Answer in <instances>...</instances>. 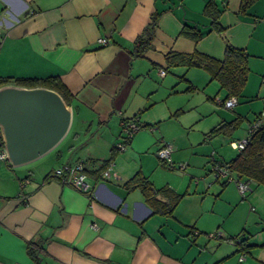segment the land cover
Segmentation results:
<instances>
[{"label":"crops","instance_id":"crops-1","mask_svg":"<svg viewBox=\"0 0 264 264\" xmlns=\"http://www.w3.org/2000/svg\"><path fill=\"white\" fill-rule=\"evenodd\" d=\"M206 1L0 0V76L58 77L73 97L71 123L77 118L67 141L40 157L16 166L0 158V264H34L29 245L41 264H264V185L252 181L240 197L223 178L212 182L207 163L213 143L244 136L252 120L228 134L211 133L246 110H197L198 89L205 102L224 99L225 90L203 66L166 59L197 52L220 60L227 40L248 54L240 95L251 97L264 79V0L244 13L241 0H213L222 32L203 13ZM154 13L151 40L139 52L136 38ZM184 25L205 33L195 41L180 33ZM125 118L141 127L119 151ZM164 142L176 167L157 154ZM80 158L90 193L51 174ZM145 180L147 192L139 185Z\"/></svg>","mask_w":264,"mask_h":264},{"label":"trees","instance_id":"trees-1","mask_svg":"<svg viewBox=\"0 0 264 264\" xmlns=\"http://www.w3.org/2000/svg\"><path fill=\"white\" fill-rule=\"evenodd\" d=\"M255 1L256 0H241L239 12H246ZM220 12L221 10L215 6L213 0H207L205 2L203 13L210 17V25L217 32H222L223 30L217 22ZM157 14L158 13L153 14L151 21L144 27L141 35L136 38L135 49L137 51L142 52L145 47L149 45L153 29L156 26ZM180 33L183 35H189L193 40L197 41L205 32L198 29L196 26L184 25ZM177 56L178 58H175ZM172 58L177 59V64L185 63L188 65H199L208 69L211 78L215 79L219 83L220 88L225 90L224 98L230 95H236L237 97L240 96L247 81L249 73L247 62L248 54L244 49L233 46L227 40L225 41L224 56L220 60L201 55L197 52L166 54L167 61L171 62ZM6 83H15L23 86L42 85L58 91L68 104H71L73 99L68 88L56 76H48L44 78L0 76V85ZM261 113H264V111H261L258 114ZM240 120L241 119L237 117L230 121H220L212 127L210 132H224L228 134L238 127ZM106 162L104 170L111 162V158ZM228 162L231 171L235 175L251 179L258 185H264V121H262V123L251 133L249 143L243 149L238 151ZM139 185H141L145 192L148 191L149 186L147 180L143 183L139 182ZM180 196L181 195H176L175 200L168 205L165 213H171L173 206L176 204ZM234 238L236 237H232V239ZM28 253L32 257L34 264H41L37 248L29 245Z\"/></svg>","mask_w":264,"mask_h":264},{"label":"water","instance_id":"water-1","mask_svg":"<svg viewBox=\"0 0 264 264\" xmlns=\"http://www.w3.org/2000/svg\"><path fill=\"white\" fill-rule=\"evenodd\" d=\"M72 107L53 88L0 85V134L5 160L12 166L45 154L67 133Z\"/></svg>","mask_w":264,"mask_h":264},{"label":"built area","instance_id":"built-area-1","mask_svg":"<svg viewBox=\"0 0 264 264\" xmlns=\"http://www.w3.org/2000/svg\"><path fill=\"white\" fill-rule=\"evenodd\" d=\"M102 42H106V38H101ZM160 75L165 73V69H159ZM264 82V79H262ZM222 106L232 109L238 103V97L236 95H230L224 99H216ZM264 121V113L258 114L250 123L247 132L244 136L231 139L229 141L230 147L240 151L243 149L250 140L251 133ZM141 127V124L134 118H125L121 121V136L120 139L115 142V148L117 150H124L126 148L127 141L136 133ZM172 145L169 142H164L163 145L157 150L158 156L165 161V163L173 167V161L171 159ZM0 158L5 159L4 149L0 152ZM179 168H184L185 164L183 162L177 164ZM111 167V162L108 164L106 169L101 173L105 177ZM211 174H213L215 180L220 181L223 178V182L235 181L237 189L241 196H245L252 188V180L244 177H239L235 175L230 167L229 162L224 160H217L212 156V165L210 167ZM52 176L58 178L63 183H70L79 187L80 190L90 193V184L88 182L87 174L85 172L84 160L77 159L72 163H65L61 166L53 169ZM26 180L20 182V186H24ZM22 194V193H21ZM93 228H97L96 224H92ZM220 236L221 232L217 231L214 233H209V236ZM233 240L240 242L239 238H234ZM245 256L244 252H241L239 259L242 260Z\"/></svg>","mask_w":264,"mask_h":264},{"label":"rangeland","instance_id":"rangeland-1","mask_svg":"<svg viewBox=\"0 0 264 264\" xmlns=\"http://www.w3.org/2000/svg\"><path fill=\"white\" fill-rule=\"evenodd\" d=\"M191 74H192L191 72L187 73V75H191ZM209 77H210V75L207 74V78H209ZM213 80L215 81V79H213ZM199 81L201 82L200 79H199ZM260 85H261V87H259ZM257 88H259V89H257ZM257 88L254 87V89H252L251 97H248V98L244 99L243 98L244 96L240 95L239 96V103H237L235 105V108L238 107V105H240L241 107L244 108V110H246V112L244 113L245 117L241 118V120H240V124H241L240 127H243V126L247 125L249 120H253V118H255L258 113H260L261 111H264V82H262V79H261L260 84L257 83ZM193 95H194V100H196L198 105H199L197 110H199V109L204 110L203 105H210V107L212 105V107H215L217 109V111H220V113H225V114H227L229 116H233L232 114L235 115V113L233 111L234 108L233 109L226 108V107L222 106L221 104H219L217 102L216 99L220 98L219 96H216L215 97L216 99H214L211 102H205V100L203 101V99H204L203 93H202V91H199V89H198V91L194 92ZM76 121H77V118L74 117L73 120H72V123H71L72 128H74V126L76 125ZM67 139L68 138H65V139L63 138V140H62L63 142H61V145H63L67 141ZM235 139H237V138H235ZM229 141L220 140L218 143L216 142L215 144L214 143L212 144L211 150L209 149V152L211 151V155H210L209 162H207L208 163V167H211V165H212V156H216L217 160L218 159L222 160L221 158H223V157H224V159L225 158H229L230 156H233L236 152H238L236 149H233L232 147H230ZM206 148H208V147H206ZM172 150H173V147H172ZM171 159H172V157H171ZM179 163H181V162H179ZM183 163L186 166V162H183ZM174 165L176 167V164H174ZM203 176H205V175L203 174L202 176H197L196 177L197 179L196 178L193 179L194 182H197L199 179L202 180V178H204ZM212 177H213V179H212L213 181L212 182H216L217 183V180H215L213 174H212ZM228 183L231 184V185H234L236 187L235 189L237 190V193L240 194L238 189H237L235 181H231L230 180ZM240 197H242V196H240ZM244 200H242V201H244ZM238 204L241 205V203H238ZM240 208L242 209V205L240 206ZM247 209H248V205H247Z\"/></svg>","mask_w":264,"mask_h":264}]
</instances>
